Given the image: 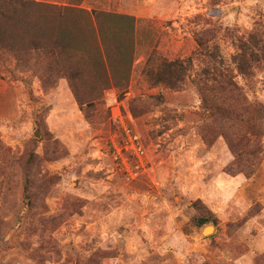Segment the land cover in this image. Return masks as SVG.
Returning a JSON list of instances; mask_svg holds the SVG:
<instances>
[{
	"label": "rangeland",
	"instance_id": "374dc122",
	"mask_svg": "<svg viewBox=\"0 0 264 264\" xmlns=\"http://www.w3.org/2000/svg\"><path fill=\"white\" fill-rule=\"evenodd\" d=\"M27 1L19 53L0 59V264H264V68L245 80L232 63L264 32V0ZM48 6L133 18L129 80L101 90L82 52L34 53ZM153 51L151 67L190 59L182 90L150 85ZM214 68L244 122L209 118L194 81Z\"/></svg>",
	"mask_w": 264,
	"mask_h": 264
},
{
	"label": "trees",
	"instance_id": "16d2710c",
	"mask_svg": "<svg viewBox=\"0 0 264 264\" xmlns=\"http://www.w3.org/2000/svg\"><path fill=\"white\" fill-rule=\"evenodd\" d=\"M29 5L34 4L27 0H0V59L3 51L6 50V42H8L11 54L19 53L16 50L17 38H21L25 19L30 16L25 12V8ZM49 9L47 15L52 19V28L49 34L50 45L42 46L43 42L49 40V35L46 36L42 27L32 28L28 43L34 53L42 48L45 50L44 57L50 58L57 64V60L62 57L64 62L77 61L75 55L82 52V56H85L91 68V77L98 80L101 90L108 88L114 80H116L115 86L121 84L120 80H126V82L129 80L131 68L129 45L133 33V18L68 7H50ZM78 15L83 17L82 21L76 18ZM195 41L200 49L205 48L200 37H196ZM235 50L232 63L237 74L245 80L253 79L256 70L264 68V32L255 30L247 39L236 40ZM154 53L153 51L147 59L146 68L143 71L150 85L162 86L172 91L182 90L190 71V59L167 61L163 58L151 67L148 64ZM51 70L47 69L44 73H50ZM55 72L67 76L73 81L82 79L84 74L71 67L61 68ZM201 75L203 79L195 80L194 85L209 118L244 122L241 114L244 109L237 108L234 102L222 101L219 96L220 94H229L231 101L241 97L240 89L233 78L226 71L215 68L213 70L204 69L201 71ZM159 98L162 99V97ZM31 160L32 157L29 156L26 162L27 166L30 165ZM28 178L26 172L24 175L25 187H27ZM196 224L200 226L216 225V219L213 217L201 218Z\"/></svg>",
	"mask_w": 264,
	"mask_h": 264
},
{
	"label": "water",
	"instance_id": "95a60500",
	"mask_svg": "<svg viewBox=\"0 0 264 264\" xmlns=\"http://www.w3.org/2000/svg\"><path fill=\"white\" fill-rule=\"evenodd\" d=\"M36 132H37V131H36ZM35 137H38V134H37V133L35 134ZM207 227H214V226L211 225V226H207ZM207 227H206V228H207ZM206 228L203 229L202 234H204V230H205Z\"/></svg>",
	"mask_w": 264,
	"mask_h": 264
},
{
	"label": "bare ground",
	"instance_id": "6f19581e",
	"mask_svg": "<svg viewBox=\"0 0 264 264\" xmlns=\"http://www.w3.org/2000/svg\"><path fill=\"white\" fill-rule=\"evenodd\" d=\"M213 229L212 228H207L204 232L205 233H209V232H211Z\"/></svg>",
	"mask_w": 264,
	"mask_h": 264
}]
</instances>
